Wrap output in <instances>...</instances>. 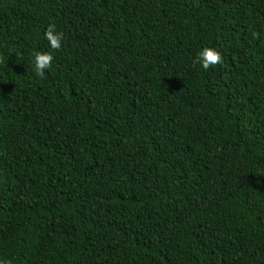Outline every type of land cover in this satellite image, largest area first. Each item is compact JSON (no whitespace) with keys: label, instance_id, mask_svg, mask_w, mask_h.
Listing matches in <instances>:
<instances>
[{"label":"trees","instance_id":"16d2710c","mask_svg":"<svg viewBox=\"0 0 264 264\" xmlns=\"http://www.w3.org/2000/svg\"><path fill=\"white\" fill-rule=\"evenodd\" d=\"M0 264H264V0H0Z\"/></svg>","mask_w":264,"mask_h":264},{"label":"clouds","instance_id":"9594fccd","mask_svg":"<svg viewBox=\"0 0 264 264\" xmlns=\"http://www.w3.org/2000/svg\"><path fill=\"white\" fill-rule=\"evenodd\" d=\"M44 39L48 42V46L51 49H59L62 44V33L55 30L54 25H49L43 33ZM222 60L220 52L213 48L204 47L199 50L195 57V61L200 64L204 69H207L209 65H215ZM52 54L50 51H36L33 53V64L35 72L43 76L45 70L51 65Z\"/></svg>","mask_w":264,"mask_h":264}]
</instances>
